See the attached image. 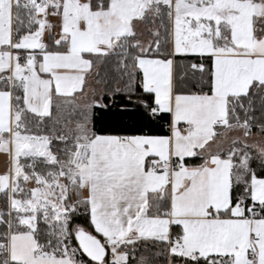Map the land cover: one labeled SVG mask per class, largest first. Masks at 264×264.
<instances>
[{
	"label": "snow or ice",
	"instance_id": "6c2138e0",
	"mask_svg": "<svg viewBox=\"0 0 264 264\" xmlns=\"http://www.w3.org/2000/svg\"><path fill=\"white\" fill-rule=\"evenodd\" d=\"M258 95L264 0H0V264H264Z\"/></svg>",
	"mask_w": 264,
	"mask_h": 264
},
{
	"label": "trees",
	"instance_id": "16d2710c",
	"mask_svg": "<svg viewBox=\"0 0 264 264\" xmlns=\"http://www.w3.org/2000/svg\"><path fill=\"white\" fill-rule=\"evenodd\" d=\"M186 62H199V58H192L188 57L186 60L181 57H177V63L182 64ZM180 71H183V69H178L177 72V79L179 82V73ZM95 73H98V76H96L97 80H102L105 78L106 75L111 76V67L110 65H101L99 66L96 70ZM91 82H93L95 87H99V85L91 79ZM256 117H261L264 116V102H262L261 97L258 95L254 98V113ZM57 113L55 108L53 109V119H55ZM166 123L165 119H161L158 124H141L139 125L140 130L144 131L147 130L148 128H151L153 131V134H160V135H165L167 134V129L164 126ZM93 124L95 129L98 132L101 133H107V134H116V135H127V134H135V125L132 124V122L128 119L127 116H122L118 111L109 109L107 111L97 109L94 113V118H93ZM253 132H256V129H253ZM258 134V133H257ZM56 142H53V148H55ZM201 161L199 159L193 158L191 160H187V163L189 164H196L200 163ZM254 169L257 172L258 176L264 175V170H262L258 164L254 163L253 164ZM3 205V199L0 197V206ZM74 223H78L83 225L87 230L94 233V229H92L88 223V218L87 216L83 213V210H81V214L77 220L74 221ZM177 231L176 228H173V233ZM73 243H75V240L73 239ZM145 244H147L148 248L150 251H155V246L151 242H141L140 244V249L143 251ZM140 253L138 252L137 255ZM84 259H87L86 257H83ZM152 264H167V258L165 256H160L159 258H156L152 261ZM175 264V262H174Z\"/></svg>",
	"mask_w": 264,
	"mask_h": 264
},
{
	"label": "rangeland",
	"instance_id": "374dc122",
	"mask_svg": "<svg viewBox=\"0 0 264 264\" xmlns=\"http://www.w3.org/2000/svg\"><path fill=\"white\" fill-rule=\"evenodd\" d=\"M144 28H145V25H138V27H137V30L141 33V39H147L148 38L143 32ZM94 75H95V73H94ZM92 78L93 77L88 78V82L85 85V91H87L89 88L96 86L93 84V82H91ZM234 134L235 133H229V136H232ZM253 139L260 140V139H262V137L260 136V134L253 132ZM2 156H3V158H2ZM7 159H8L7 155L5 154V156H4V153L0 152V172L6 170Z\"/></svg>",
	"mask_w": 264,
	"mask_h": 264
},
{
	"label": "crops",
	"instance_id": "0c3cea01",
	"mask_svg": "<svg viewBox=\"0 0 264 264\" xmlns=\"http://www.w3.org/2000/svg\"><path fill=\"white\" fill-rule=\"evenodd\" d=\"M4 156H5V154H4ZM2 158H3V156H2ZM196 164H198V163H196ZM177 231H179V230L177 229ZM177 231H176V232H177Z\"/></svg>",
	"mask_w": 264,
	"mask_h": 264
}]
</instances>
